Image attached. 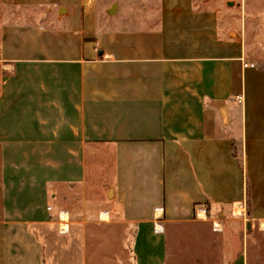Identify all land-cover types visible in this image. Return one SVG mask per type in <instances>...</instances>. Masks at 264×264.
I'll list each match as a JSON object with an SVG mask.
<instances>
[{
  "label": "crops",
  "instance_id": "crops-1",
  "mask_svg": "<svg viewBox=\"0 0 264 264\" xmlns=\"http://www.w3.org/2000/svg\"><path fill=\"white\" fill-rule=\"evenodd\" d=\"M229 1L0 0V264H91L109 221L132 264H168L200 207L196 264H264V68L230 36L264 0Z\"/></svg>",
  "mask_w": 264,
  "mask_h": 264
},
{
  "label": "rangeland",
  "instance_id": "rangeland-1",
  "mask_svg": "<svg viewBox=\"0 0 264 264\" xmlns=\"http://www.w3.org/2000/svg\"><path fill=\"white\" fill-rule=\"evenodd\" d=\"M116 1V5H109L107 10L116 14V11H125L127 13L128 9L132 6L133 8L139 10L140 12L152 11L153 9L160 6V0H110ZM201 3H205L206 5H216L222 8V18L226 17V10L230 3L229 0H199ZM120 2V3H119ZM117 3L120 4L119 9H117ZM252 7L251 13L247 12L246 17V25L243 27L242 23H240L241 27L236 26L237 28H233L232 34L230 36L236 35V33H240L241 39L245 42V50L246 57L244 59L250 58L255 67L264 68V6L263 7ZM158 9V8H157ZM122 12V16H125V12ZM112 13V14H113ZM238 15V14H236ZM123 20V18L117 17L115 22L119 20ZM120 20V23H121ZM130 20L126 24H131ZM69 185H65L62 187L61 191L64 193L70 194L71 197L79 196L81 194L80 187L73 188L68 187ZM111 194V193H109ZM95 206L102 207L101 209L106 208L104 200H96ZM106 201V200H105ZM57 207L60 209H72L74 208L77 212L78 206L80 205L79 200H56ZM156 211H162V207H159ZM202 208V207H200ZM103 209V210H104ZM198 210V209H196ZM59 211V210H58ZM57 211V213H58ZM102 211V210H101ZM101 211H97L100 219L106 217L107 215L101 214ZM100 212V213H99ZM197 212V211H196ZM96 213V214H97ZM206 213V212H205ZM193 221L191 222H177L170 223L167 227L168 237H169V255H168V264H196L197 257V248H202V245L206 244L207 240L204 239L203 235H206L207 228L209 224H200L194 222L197 218V213L194 214ZM102 216V217H101ZM196 217V218H195ZM103 221V220H101ZM111 222V223H110ZM100 228L96 229V232L92 235V250L90 252V257L93 259L91 264H115L116 261L118 264L123 263L124 257L127 260V264H132L131 258V250H130V241H128V237L133 231V226H126L125 224H120L116 222L109 221V223L102 222ZM217 225L212 223L211 230L214 229ZM226 228V229H225ZM225 230H227V226L225 225ZM164 229V227H163ZM230 229V227H229ZM95 231V230H94ZM128 235V236H126ZM209 235V234H208ZM206 241V242H205ZM218 242L212 241V244H217ZM207 244H211V242H207ZM122 250V251H120ZM200 257V254H199Z\"/></svg>",
  "mask_w": 264,
  "mask_h": 264
},
{
  "label": "built area",
  "instance_id": "built-area-1",
  "mask_svg": "<svg viewBox=\"0 0 264 264\" xmlns=\"http://www.w3.org/2000/svg\"><path fill=\"white\" fill-rule=\"evenodd\" d=\"M242 62H243V65L244 66H254V63L253 62H248L246 61L244 58H242ZM237 99L240 101L242 98L241 96H238ZM48 209H52V206L48 205ZM157 209H160L159 207H156V210ZM198 210H202L204 213L206 212V208L205 207H202V208H198ZM198 210H197V214H198ZM64 214H66L67 216L65 217ZM58 216L62 222L61 226H60V231H64L65 230V227H63L64 223L67 222L68 220V211L65 210V209H59L58 211ZM216 227H219V226H216ZM156 232L158 231H162L163 230V226H160V225H155V229H154Z\"/></svg>",
  "mask_w": 264,
  "mask_h": 264
},
{
  "label": "bare ground",
  "instance_id": "bare-ground-1",
  "mask_svg": "<svg viewBox=\"0 0 264 264\" xmlns=\"http://www.w3.org/2000/svg\"><path fill=\"white\" fill-rule=\"evenodd\" d=\"M103 214H105V212H103ZM64 216L66 217L67 215H66V214H64ZM63 227H65V225H64Z\"/></svg>",
  "mask_w": 264,
  "mask_h": 264
}]
</instances>
